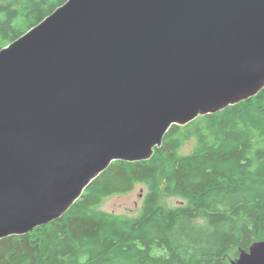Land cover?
Listing matches in <instances>:
<instances>
[{
    "label": "water",
    "instance_id": "1",
    "mask_svg": "<svg viewBox=\"0 0 264 264\" xmlns=\"http://www.w3.org/2000/svg\"><path fill=\"white\" fill-rule=\"evenodd\" d=\"M263 87L264 0H68L0 50V239ZM232 264H264V239Z\"/></svg>",
    "mask_w": 264,
    "mask_h": 264
},
{
    "label": "trees",
    "instance_id": "2",
    "mask_svg": "<svg viewBox=\"0 0 264 264\" xmlns=\"http://www.w3.org/2000/svg\"><path fill=\"white\" fill-rule=\"evenodd\" d=\"M67 1L0 0V50ZM137 184L147 188L137 215L100 208ZM164 195L183 202L170 206ZM260 239L264 87L174 124L150 159L112 162L61 218L0 239V264H232Z\"/></svg>",
    "mask_w": 264,
    "mask_h": 264
},
{
    "label": "rangeland",
    "instance_id": "3",
    "mask_svg": "<svg viewBox=\"0 0 264 264\" xmlns=\"http://www.w3.org/2000/svg\"><path fill=\"white\" fill-rule=\"evenodd\" d=\"M195 144V141H190L183 147V152L190 151L194 148ZM146 190L147 188L144 184H137L130 192L115 194L106 198L100 208L109 212L135 216L142 207ZM163 200L170 206H177L183 202V199L177 196L164 195Z\"/></svg>",
    "mask_w": 264,
    "mask_h": 264
}]
</instances>
